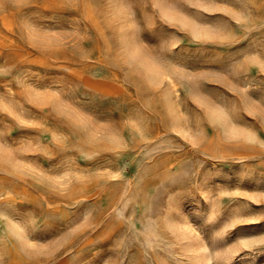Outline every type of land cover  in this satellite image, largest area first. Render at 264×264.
<instances>
[{"label": "rangeland", "instance_id": "374dc122", "mask_svg": "<svg viewBox=\"0 0 264 264\" xmlns=\"http://www.w3.org/2000/svg\"><path fill=\"white\" fill-rule=\"evenodd\" d=\"M261 241L264 0H0V264Z\"/></svg>", "mask_w": 264, "mask_h": 264}, {"label": "snow or ice", "instance_id": "6c2138e0", "mask_svg": "<svg viewBox=\"0 0 264 264\" xmlns=\"http://www.w3.org/2000/svg\"><path fill=\"white\" fill-rule=\"evenodd\" d=\"M262 243H264V241H261ZM244 247H247L248 246V243L247 242H244L243 244Z\"/></svg>", "mask_w": 264, "mask_h": 264}]
</instances>
